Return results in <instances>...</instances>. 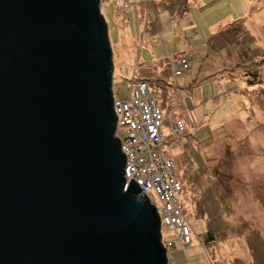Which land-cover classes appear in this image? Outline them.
Listing matches in <instances>:
<instances>
[{
    "label": "water",
    "instance_id": "water-1",
    "mask_svg": "<svg viewBox=\"0 0 264 264\" xmlns=\"http://www.w3.org/2000/svg\"><path fill=\"white\" fill-rule=\"evenodd\" d=\"M112 68L100 0H0V264H167Z\"/></svg>",
    "mask_w": 264,
    "mask_h": 264
},
{
    "label": "rangeland",
    "instance_id": "rangeland-1",
    "mask_svg": "<svg viewBox=\"0 0 264 264\" xmlns=\"http://www.w3.org/2000/svg\"><path fill=\"white\" fill-rule=\"evenodd\" d=\"M112 2L100 0L113 96L126 97L131 77L147 72L150 93L173 114L169 120L184 123L179 132L162 126L191 234L183 246L174 230L161 227L160 238L172 241L167 264H264V0H129L142 15L129 21L135 25L121 54L114 32L128 19L116 20ZM152 9L160 10L161 32L172 42L158 34L149 46L143 40ZM151 50L155 60L142 59ZM174 51L191 61L187 73L175 77L165 60ZM145 61L149 72L138 70Z\"/></svg>",
    "mask_w": 264,
    "mask_h": 264
},
{
    "label": "built area",
    "instance_id": "built-area-1",
    "mask_svg": "<svg viewBox=\"0 0 264 264\" xmlns=\"http://www.w3.org/2000/svg\"><path fill=\"white\" fill-rule=\"evenodd\" d=\"M116 4L117 1H114ZM121 7L127 13V3ZM190 62L183 53H174L169 58L171 74L179 76L186 72ZM116 115L115 135L125 156L123 176L131 178L156 206L161 227L174 230L180 243L187 246L191 242L190 226L181 213V203L177 194L182 190V182L177 176L175 162L164 149L166 126L171 132L184 129L183 120H169L150 93L145 78L131 77L128 93L124 98L113 96ZM165 249L172 246L171 239L162 240Z\"/></svg>",
    "mask_w": 264,
    "mask_h": 264
},
{
    "label": "crops",
    "instance_id": "crops-1",
    "mask_svg": "<svg viewBox=\"0 0 264 264\" xmlns=\"http://www.w3.org/2000/svg\"><path fill=\"white\" fill-rule=\"evenodd\" d=\"M114 1H117V3L115 4ZM124 1L127 3V13H125L124 11H122V7H121V2ZM113 6H115V9H114V13H115V16H117L116 20H118V18H120L121 16H123V19H128V22L125 24V25H122V26H119L115 29V45H116V53L119 54L118 52L120 51V54L122 52V50L120 49V46L122 44V40L125 39L126 37H130L132 36V28L134 27L135 25V22L130 24L129 21L131 20V18H135V17H139L142 15V11L141 9H137L135 8V5H132L130 6V2L129 0H113L112 2ZM131 9V11H130ZM130 11V12H129ZM113 12V11H112ZM148 14V18H149V22L151 23V25L149 26V29H150V34L148 35L147 31H144L142 33V36L146 37V38H143V40L145 41V43H147V45H151L152 44V41L156 39L157 37V34L159 35L158 37H161L164 39V41L161 39V41H163L164 43H167L165 42V38H166V41L168 42H172V35H169L167 34L166 36H164L162 34V27L165 26V23H161V20H159V15H160V10H156V9H152V10H149V12L146 11V15ZM122 18V17H121ZM213 25V24H212ZM114 26H116V23H114ZM211 26V25H210ZM208 25V28L210 27ZM146 27L147 24H146ZM211 29L213 28V26L210 27ZM145 30V29H144ZM155 41H153L154 43ZM197 43H200L201 42V38L198 37V39L196 40ZM148 46L147 49H148ZM149 49H152L151 47H149ZM149 51H146L145 53H147L146 55H144V57H142V59H145V60H149V61H154V53L152 52L151 50V54L148 53ZM180 51H174L172 52V54H169L168 56H166V65H167V70L168 71H171L170 70V67H169V58L171 55H173L174 53H178ZM182 53V52H180ZM150 55V56H149ZM185 55V54H184ZM186 57L188 58L189 62H190V65H191V61H190V58L186 55ZM148 58V59H146ZM147 65H149L147 63V61H145L142 66L140 67V69H138L139 71H151V69H149V67H147ZM190 67V66H189ZM189 70V68H188ZM187 70V71H188ZM135 71V70H134ZM187 71L185 73H187ZM147 73V72H146ZM146 73H141L138 77H142V78H145V79H148L146 75ZM177 92V91H176ZM187 98V97H186ZM157 99V98H156ZM185 99V98H184ZM157 102L162 110V112L164 114H167L169 116L173 115L171 111H169V109H167V107L165 105H161L160 101L157 99ZM189 102V101H188ZM175 118H178L175 116ZM164 133H165V130H163Z\"/></svg>",
    "mask_w": 264,
    "mask_h": 264
},
{
    "label": "trees",
    "instance_id": "trees-1",
    "mask_svg": "<svg viewBox=\"0 0 264 264\" xmlns=\"http://www.w3.org/2000/svg\"><path fill=\"white\" fill-rule=\"evenodd\" d=\"M257 79H253V78H247L246 80V83H254L256 82ZM259 83V82H258ZM208 238H210V234L209 232H204L203 233V241L206 243V244H209L208 242Z\"/></svg>",
    "mask_w": 264,
    "mask_h": 264
}]
</instances>
